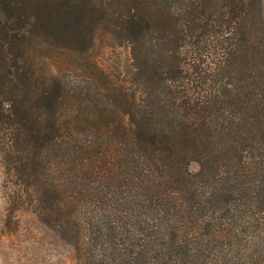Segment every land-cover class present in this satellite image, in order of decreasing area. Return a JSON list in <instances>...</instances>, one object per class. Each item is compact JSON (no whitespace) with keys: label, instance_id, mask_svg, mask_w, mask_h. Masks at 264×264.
Returning <instances> with one entry per match:
<instances>
[{"label":"trees","instance_id":"1","mask_svg":"<svg viewBox=\"0 0 264 264\" xmlns=\"http://www.w3.org/2000/svg\"><path fill=\"white\" fill-rule=\"evenodd\" d=\"M71 29L127 79L71 76ZM0 168L2 229L77 264H264V0H0Z\"/></svg>","mask_w":264,"mask_h":264},{"label":"rangeland","instance_id":"2","mask_svg":"<svg viewBox=\"0 0 264 264\" xmlns=\"http://www.w3.org/2000/svg\"><path fill=\"white\" fill-rule=\"evenodd\" d=\"M91 21H87L86 24ZM92 32L71 29L62 42L69 55L64 59L70 75L93 76L96 65L108 75L127 79L131 68L127 45H119L105 35L92 42ZM86 56L80 59L78 56ZM75 59V61H74ZM87 82L86 79H83ZM190 171L198 169L190 165ZM18 227L12 233L2 229L4 198L0 168V264H77L74 252L56 233L44 226L31 212L17 213Z\"/></svg>","mask_w":264,"mask_h":264}]
</instances>
